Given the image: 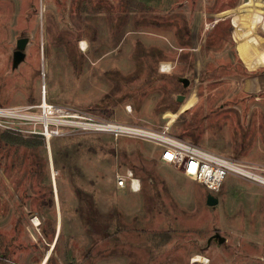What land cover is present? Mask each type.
Instances as JSON below:
<instances>
[{
    "label": "rangeland",
    "instance_id": "obj_1",
    "mask_svg": "<svg viewBox=\"0 0 264 264\" xmlns=\"http://www.w3.org/2000/svg\"><path fill=\"white\" fill-rule=\"evenodd\" d=\"M263 22L264 0H0V105L38 103L44 88L48 102L168 125L264 168ZM6 134L0 264L47 252L45 264H264V183L228 175L208 205L150 142L75 127L48 141ZM127 168L137 192L116 185Z\"/></svg>",
    "mask_w": 264,
    "mask_h": 264
},
{
    "label": "built area",
    "instance_id": "obj_2",
    "mask_svg": "<svg viewBox=\"0 0 264 264\" xmlns=\"http://www.w3.org/2000/svg\"><path fill=\"white\" fill-rule=\"evenodd\" d=\"M72 127L111 136L141 139L159 148V160L175 167L185 176L200 182L207 192H216L228 175L241 177L260 185L264 168L255 162L231 157L208 147L173 135L168 125L158 127L143 122L106 118L91 111L48 102L45 94L38 103L0 105V131L39 134L45 140L70 133ZM116 185L132 192L141 188L138 176L129 168L115 174Z\"/></svg>",
    "mask_w": 264,
    "mask_h": 264
},
{
    "label": "water",
    "instance_id": "obj_3",
    "mask_svg": "<svg viewBox=\"0 0 264 264\" xmlns=\"http://www.w3.org/2000/svg\"><path fill=\"white\" fill-rule=\"evenodd\" d=\"M28 38L27 37H20L16 40V48L13 52V64H16L18 61H20L24 57V47L26 45ZM180 81L186 85L188 83V80L185 77H181ZM177 98L179 100H182L183 95L179 94L177 95ZM218 202V197L211 192H206V203L208 205H215ZM215 237H218L219 241H222L224 238L220 236L219 234H216Z\"/></svg>",
    "mask_w": 264,
    "mask_h": 264
},
{
    "label": "bare ground",
    "instance_id": "obj_4",
    "mask_svg": "<svg viewBox=\"0 0 264 264\" xmlns=\"http://www.w3.org/2000/svg\"><path fill=\"white\" fill-rule=\"evenodd\" d=\"M261 27L264 29V22L261 24ZM80 47H81L82 50H85L87 48V42L85 40H82L81 43H80ZM169 69H170V64L167 63V62H163L161 70L162 71H169ZM42 94L43 95L45 94L44 88L42 89ZM33 222H34V224H39L38 218L34 217ZM45 254L46 255L43 257L42 262L40 264H45V260L47 259L48 255H49L48 252L45 253ZM197 260H201V257H199L198 255H197L196 259H193V261H197Z\"/></svg>",
    "mask_w": 264,
    "mask_h": 264
},
{
    "label": "trees",
    "instance_id": "obj_5",
    "mask_svg": "<svg viewBox=\"0 0 264 264\" xmlns=\"http://www.w3.org/2000/svg\"><path fill=\"white\" fill-rule=\"evenodd\" d=\"M6 132H8V131H5V132L1 131L0 132V140H1L0 145H2L3 141L7 140L8 136H7ZM13 140H14V137H12L11 142H14ZM17 143L22 144L23 140L21 139L20 142L18 141Z\"/></svg>",
    "mask_w": 264,
    "mask_h": 264
}]
</instances>
